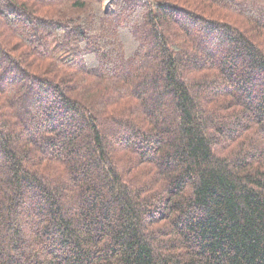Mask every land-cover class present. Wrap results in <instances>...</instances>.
<instances>
[{"label": "trees", "instance_id": "obj_1", "mask_svg": "<svg viewBox=\"0 0 264 264\" xmlns=\"http://www.w3.org/2000/svg\"><path fill=\"white\" fill-rule=\"evenodd\" d=\"M0 20V264H264V0Z\"/></svg>", "mask_w": 264, "mask_h": 264}, {"label": "rangeland", "instance_id": "obj_2", "mask_svg": "<svg viewBox=\"0 0 264 264\" xmlns=\"http://www.w3.org/2000/svg\"><path fill=\"white\" fill-rule=\"evenodd\" d=\"M105 4H106V7L109 9L110 8V0H105ZM258 6V5H257ZM0 24H1V20H0ZM5 30V27L0 25V33L2 34V32H4ZM4 38V37H3ZM20 53L18 52H15V55H18L19 56ZM4 104V100L0 99V105Z\"/></svg>", "mask_w": 264, "mask_h": 264}]
</instances>
